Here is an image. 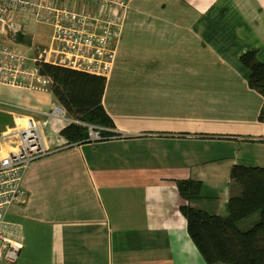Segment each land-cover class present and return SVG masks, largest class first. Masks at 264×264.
<instances>
[{
  "label": "crops",
  "instance_id": "1",
  "mask_svg": "<svg viewBox=\"0 0 264 264\" xmlns=\"http://www.w3.org/2000/svg\"><path fill=\"white\" fill-rule=\"evenodd\" d=\"M125 1L102 95L124 138L69 142L61 130L70 117L43 114L57 103L50 84H0L6 117L0 133L15 113H26L41 123L50 149L26 169L24 201L6 212L5 232L21 243L11 264H206L188 235L174 180L201 181L207 197L190 204L224 215L236 191L231 166H264L257 118L263 97L248 86L249 70L239 60L256 48L264 62V0ZM13 19L17 30L4 27L1 40L18 39L14 46L30 58L38 54L34 41L50 45L51 27L29 10L13 11ZM218 143L230 152L217 151ZM134 153L149 170L160 165L159 180L169 185L145 187L146 195L142 184L135 186L138 192L130 191L138 197L127 201L122 186L106 182L112 162L105 160L126 161Z\"/></svg>",
  "mask_w": 264,
  "mask_h": 264
},
{
  "label": "built area",
  "instance_id": "2",
  "mask_svg": "<svg viewBox=\"0 0 264 264\" xmlns=\"http://www.w3.org/2000/svg\"><path fill=\"white\" fill-rule=\"evenodd\" d=\"M125 8V0H0V84L24 89L50 84V78L38 72L36 62L107 76ZM17 9L29 10L36 21L52 29L48 48L32 58L15 47L10 36H6V41L1 40L4 27L12 34L17 30L13 19V11ZM43 114L69 119L58 103ZM76 122L86 128L85 141L126 136L113 127ZM49 152L41 123L29 114L15 113L12 124L0 133V264L15 262L21 249V243L5 232L6 212L11 204L20 203L26 197L22 178L28 166Z\"/></svg>",
  "mask_w": 264,
  "mask_h": 264
},
{
  "label": "trees",
  "instance_id": "3",
  "mask_svg": "<svg viewBox=\"0 0 264 264\" xmlns=\"http://www.w3.org/2000/svg\"><path fill=\"white\" fill-rule=\"evenodd\" d=\"M256 54V48H249L239 60L249 70L248 86L263 97L257 118L264 132V62ZM35 65L40 74L50 78L53 97L74 120L61 130L69 142L86 139V128L76 121L113 127L102 104L104 76L48 62ZM230 180L236 191L231 189L224 215L190 204L207 197L201 181L174 180L183 200L179 210L185 217L188 235L206 264H264V166L235 163L230 168ZM250 216L255 217L251 224L247 228L240 226Z\"/></svg>",
  "mask_w": 264,
  "mask_h": 264
},
{
  "label": "rangeland",
  "instance_id": "4",
  "mask_svg": "<svg viewBox=\"0 0 264 264\" xmlns=\"http://www.w3.org/2000/svg\"><path fill=\"white\" fill-rule=\"evenodd\" d=\"M6 29V28H4ZM9 33V32H8ZM18 32H16L17 35ZM11 34V32H10ZM7 35V33H6ZM17 42H20L18 39L15 40ZM14 41V42H15ZM35 42V50L38 49V51H41L42 49H47L48 48V41L44 40V41H34ZM6 121V117L5 115L0 112V129L3 126V123ZM218 146L220 148H217V151L221 152V153H228L230 151H227V146L226 144H222V143H218ZM250 151V148L248 149H244L239 151V156L242 157V154H244L246 151ZM258 153V150H257ZM128 160H121L119 161L117 158L112 159L110 158L109 161L105 160V162H112L110 165H107V172H106V177L108 178L106 182H109L108 184H117L122 186L126 191L127 194H125L126 196V200H134V198L138 197V194H131V191H135L136 193L138 192V190H134V187H142L143 185V189L141 191L142 195H146L145 192V187H150L152 185L156 184V187L158 185H167L165 180H159L160 177L162 176L160 174V165H158L159 169H154V170H149L147 168H145V166L147 165L148 167H150V165L147 163V159H145L143 156L140 155H136L135 153L130 156L128 155L127 157ZM159 164V162H158ZM144 167L145 170H142ZM162 181V182H161ZM140 183V184H139ZM142 184V185H141ZM169 185V183H168ZM170 189L168 186H166L165 188L160 189L159 191L163 194H165L166 192H168ZM103 193H105L103 191ZM133 195V196H132ZM144 199V196L143 198ZM254 216H250L246 219H244L243 221L240 222V226H242L243 228H247L252 220L254 219Z\"/></svg>",
  "mask_w": 264,
  "mask_h": 264
}]
</instances>
